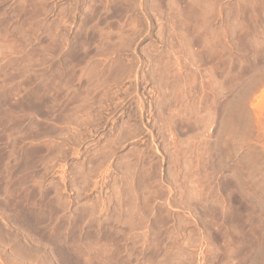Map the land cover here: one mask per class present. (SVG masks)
<instances>
[{
	"label": "rangeland",
	"instance_id": "rangeland-1",
	"mask_svg": "<svg viewBox=\"0 0 264 264\" xmlns=\"http://www.w3.org/2000/svg\"><path fill=\"white\" fill-rule=\"evenodd\" d=\"M263 72L264 0H0V264H264Z\"/></svg>",
	"mask_w": 264,
	"mask_h": 264
},
{
	"label": "bare ground",
	"instance_id": "bare-ground-1",
	"mask_svg": "<svg viewBox=\"0 0 264 264\" xmlns=\"http://www.w3.org/2000/svg\"><path fill=\"white\" fill-rule=\"evenodd\" d=\"M239 60V59H238ZM248 66V65H247ZM260 66V65H259ZM250 67V66H249ZM260 68V67H259ZM264 73V72H263ZM255 76V75H254ZM253 76V77H254ZM258 76V75H257ZM260 76V75H259ZM262 77V76H261ZM255 79V78H254ZM249 80V79H248ZM247 80V81H248ZM244 81V80H243ZM264 81V80H263ZM257 82V81H256ZM247 83V82H246ZM264 83V82H263ZM263 83H262V85H263ZM250 84V83H249ZM220 86V85H219ZM237 86V85H236ZM252 88V87H251ZM242 89V88H241ZM260 89V88H259ZM241 92V91H240ZM257 93V92H256ZM254 94V93H253ZM245 96V95H244ZM244 98V97H243ZM252 99V98H251ZM240 100V99H239ZM241 101V100H240ZM238 102V101H237ZM258 103H257V108L259 109V111L261 112V113H263L264 114V90L260 93V95H259V98H258V101H257ZM240 106V105H239ZM244 106V105H243ZM258 111V112H259ZM259 119V118H258ZM219 133V132H218ZM222 134V133H221ZM223 139V138H222ZM234 187V186H233ZM229 189V188H228ZM231 194V193H230ZM230 196V195H229ZM230 199H231V197H230ZM232 202V201H231ZM237 211V210H236ZM27 214V213H26ZM50 214H51V212H50ZM235 214V213H234ZM241 214V213H240ZM233 215V214H232ZM233 219V218H232ZM238 221V220H237ZM33 222V221H32ZM236 223V222H235ZM35 227V226H34ZM232 227V226H231ZM60 252V251H59Z\"/></svg>",
	"mask_w": 264,
	"mask_h": 264
}]
</instances>
